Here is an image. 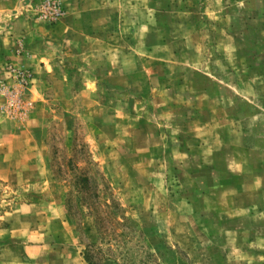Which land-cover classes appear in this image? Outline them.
I'll return each instance as SVG.
<instances>
[{
	"label": "rangeland",
	"instance_id": "rangeland-1",
	"mask_svg": "<svg viewBox=\"0 0 264 264\" xmlns=\"http://www.w3.org/2000/svg\"><path fill=\"white\" fill-rule=\"evenodd\" d=\"M23 2L0 15V252L264 264V0Z\"/></svg>",
	"mask_w": 264,
	"mask_h": 264
},
{
	"label": "crops",
	"instance_id": "crops-1",
	"mask_svg": "<svg viewBox=\"0 0 264 264\" xmlns=\"http://www.w3.org/2000/svg\"><path fill=\"white\" fill-rule=\"evenodd\" d=\"M23 3V0H0V15L4 14L6 10H10L13 7L16 8V6L23 5ZM0 51L3 50H1L0 48ZM0 177L3 178V173L0 174ZM34 247V249H36L37 246L34 245ZM34 249H32V246H29V250L25 252H0V264H37L35 261L41 256V254L39 252L34 251ZM85 262L79 261L78 264H86L87 262Z\"/></svg>",
	"mask_w": 264,
	"mask_h": 264
},
{
	"label": "trees",
	"instance_id": "trees-1",
	"mask_svg": "<svg viewBox=\"0 0 264 264\" xmlns=\"http://www.w3.org/2000/svg\"><path fill=\"white\" fill-rule=\"evenodd\" d=\"M86 182H87V179H84ZM78 183V182H77ZM80 190V192L82 193V189L80 188L79 189ZM83 194H84V192H83ZM110 212H112L113 213V215H118L119 213H116L115 211H110ZM114 216V217H115ZM123 220H125L126 221V217H123ZM104 230H105V228H104ZM101 231V227L99 226V228H98V232H100ZM93 249V247H87L86 249H85V251H84V258H85V260H86V262L88 263V264H100L96 259H95V257H96V255L94 254V250H92ZM112 255H108L107 256V259H109V260H113L116 264H120L118 261H117V258L115 257V258H113V257H111Z\"/></svg>",
	"mask_w": 264,
	"mask_h": 264
},
{
	"label": "built area",
	"instance_id": "built-area-1",
	"mask_svg": "<svg viewBox=\"0 0 264 264\" xmlns=\"http://www.w3.org/2000/svg\"><path fill=\"white\" fill-rule=\"evenodd\" d=\"M55 12H56V13H59V11H58L56 8H55Z\"/></svg>",
	"mask_w": 264,
	"mask_h": 264
}]
</instances>
